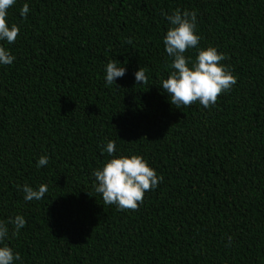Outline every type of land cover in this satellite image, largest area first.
Segmentation results:
<instances>
[{
  "label": "trees",
  "instance_id": "obj_1",
  "mask_svg": "<svg viewBox=\"0 0 264 264\" xmlns=\"http://www.w3.org/2000/svg\"><path fill=\"white\" fill-rule=\"evenodd\" d=\"M176 9L196 12L198 46L223 53L235 77L208 108L178 109L160 87L164 14ZM7 11L19 32L0 65V220H25L5 241L14 264H264V0H16ZM109 59L126 67L115 85ZM107 140L162 177L135 209L92 187ZM24 184L47 191L25 201Z\"/></svg>",
  "mask_w": 264,
  "mask_h": 264
},
{
  "label": "clouds",
  "instance_id": "obj_2",
  "mask_svg": "<svg viewBox=\"0 0 264 264\" xmlns=\"http://www.w3.org/2000/svg\"><path fill=\"white\" fill-rule=\"evenodd\" d=\"M16 0H0V65H10L15 59L4 43L14 42L19 32L15 23H10L6 17L10 6ZM29 12L25 2L19 9V15L24 17ZM169 26L162 37L164 51L171 58L167 78L160 80V87L168 94L169 101L179 109L198 101L204 108L214 104L222 91L231 88L235 83L232 72L220 61L225 59L223 53L214 46H198L200 36L196 31V12L180 9L170 15L164 14ZM129 43L131 40L129 39ZM194 50L195 56H186V50ZM126 67L115 59H109L103 68V79L106 85H115L116 78H121ZM137 83L146 81L147 76L143 67L133 73ZM99 147V146H98ZM108 158L91 172L93 189L100 194L106 204H114L118 209H135L142 202L146 191L155 189L162 177L149 166L147 160L138 154H114L115 142L107 140L101 148ZM48 163V156L41 155L36 160L40 168ZM23 192V199L40 200L47 191L45 184L32 187L28 184L18 185ZM25 225L23 216L17 214L7 220H0V264H14L20 260L19 252L5 241L11 235L15 236Z\"/></svg>",
  "mask_w": 264,
  "mask_h": 264
}]
</instances>
